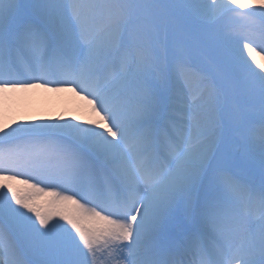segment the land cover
Here are the masks:
<instances>
[{
    "label": "snow or ice",
    "instance_id": "obj_1",
    "mask_svg": "<svg viewBox=\"0 0 264 264\" xmlns=\"http://www.w3.org/2000/svg\"><path fill=\"white\" fill-rule=\"evenodd\" d=\"M257 48L264 0H0V264H264Z\"/></svg>",
    "mask_w": 264,
    "mask_h": 264
},
{
    "label": "bare ground",
    "instance_id": "obj_2",
    "mask_svg": "<svg viewBox=\"0 0 264 264\" xmlns=\"http://www.w3.org/2000/svg\"><path fill=\"white\" fill-rule=\"evenodd\" d=\"M247 57L248 54L245 52ZM256 59L264 63V52L257 48L253 53ZM254 68L260 69L254 63ZM55 87V86H50ZM82 101L71 92H56L45 88H31L18 90L7 94L4 102L5 122L16 121H33L56 119L60 117L70 118L73 115H80L83 119L87 118L86 113L81 109ZM57 106L62 113L50 116L51 110ZM56 111V113H57ZM14 126V125H13Z\"/></svg>",
    "mask_w": 264,
    "mask_h": 264
},
{
    "label": "rangeland",
    "instance_id": "obj_3",
    "mask_svg": "<svg viewBox=\"0 0 264 264\" xmlns=\"http://www.w3.org/2000/svg\"><path fill=\"white\" fill-rule=\"evenodd\" d=\"M56 108L58 109V107L57 106H54L53 107V109L51 110V113H50V116L52 117L53 116V114L56 116V114H58V112L61 114L62 113V111L61 110H56ZM56 111H57V113H56ZM60 114H59V116H60ZM43 186V185H42Z\"/></svg>",
    "mask_w": 264,
    "mask_h": 264
}]
</instances>
